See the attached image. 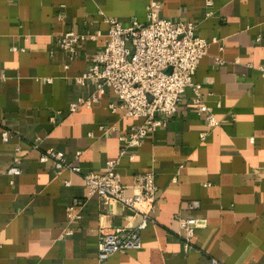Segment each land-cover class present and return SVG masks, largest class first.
<instances>
[{
  "label": "crops",
  "instance_id": "0c3cea01",
  "mask_svg": "<svg viewBox=\"0 0 264 264\" xmlns=\"http://www.w3.org/2000/svg\"><path fill=\"white\" fill-rule=\"evenodd\" d=\"M157 1L160 17L192 21L210 41L194 81L217 124L198 112L189 87L168 125L121 155L120 137L143 119L113 112L111 88L91 107L70 108L96 93L94 81L77 78L106 45V20L147 23L148 0H0V264H264V0ZM69 31L101 36L70 58L57 44ZM49 151L81 170L43 161ZM112 159L128 195L154 171L157 204L142 247L101 262V231L142 221L88 194L84 175L106 172ZM14 165L20 174L8 173ZM75 198L85 202L71 211ZM180 218L198 220L190 241Z\"/></svg>",
  "mask_w": 264,
  "mask_h": 264
},
{
  "label": "built area",
  "instance_id": "2783aa9c",
  "mask_svg": "<svg viewBox=\"0 0 264 264\" xmlns=\"http://www.w3.org/2000/svg\"><path fill=\"white\" fill-rule=\"evenodd\" d=\"M208 4L211 5V2ZM160 7L157 0H148L147 23L134 22L124 26L114 18L107 19L109 29L106 45L91 57L88 69L77 78L81 85L94 81L96 93L72 104L71 111L83 105L91 107L106 93L107 88H111L117 96V102L110 104L113 112L122 109L126 116L143 119L142 124L131 126L128 134L120 137L125 144L121 155L126 153L128 147L140 146L148 136L166 127L178 112L183 94L189 87L195 92L194 102L198 105V112L206 117L209 125L217 124L211 107L204 104L200 97L201 84L194 81L210 41L196 33L197 26L192 21L160 17ZM100 36L101 32L90 34L69 31L59 37L57 44L70 58H74L81 44L97 40ZM259 69L264 76V64ZM5 78L0 75V83ZM109 128L115 129L114 126ZM2 136L8 140L9 132L3 131ZM251 140L254 141L253 138ZM49 159L56 161L59 170H81L79 166L67 162L62 151H49L42 156L43 161ZM119 162V159L109 160L106 172L84 175L88 194L98 195L104 203H121L141 215L142 221L134 229L105 230L103 227L98 241V257L101 262L114 254L141 248L140 231L153 221L152 213L156 210L158 185L155 172L149 171L138 176L136 182L140 191L128 195L118 171ZM8 173L17 175L21 169L14 165L8 169ZM84 202L75 198L69 210L81 208ZM191 206L197 208L199 202L192 201ZM70 217L79 219L81 214L71 212ZM179 221L184 238L190 241L199 227L198 220L180 218ZM212 263L221 264L216 259Z\"/></svg>",
  "mask_w": 264,
  "mask_h": 264
}]
</instances>
